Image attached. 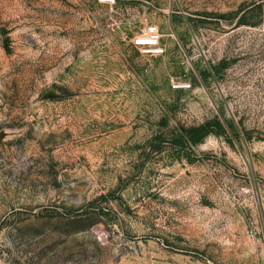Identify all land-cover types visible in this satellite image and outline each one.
Segmentation results:
<instances>
[{
    "label": "rangeland",
    "instance_id": "374dc122",
    "mask_svg": "<svg viewBox=\"0 0 264 264\" xmlns=\"http://www.w3.org/2000/svg\"><path fill=\"white\" fill-rule=\"evenodd\" d=\"M0 264H264V0H0Z\"/></svg>",
    "mask_w": 264,
    "mask_h": 264
},
{
    "label": "built area",
    "instance_id": "2783aa9c",
    "mask_svg": "<svg viewBox=\"0 0 264 264\" xmlns=\"http://www.w3.org/2000/svg\"><path fill=\"white\" fill-rule=\"evenodd\" d=\"M106 3L113 6L117 4V0H106ZM132 43L134 48L149 57L163 56L167 50L163 44V34L156 24L144 25L140 32L133 38ZM174 85L175 87H183L179 82H175Z\"/></svg>",
    "mask_w": 264,
    "mask_h": 264
},
{
    "label": "trees",
    "instance_id": "16d2710c",
    "mask_svg": "<svg viewBox=\"0 0 264 264\" xmlns=\"http://www.w3.org/2000/svg\"><path fill=\"white\" fill-rule=\"evenodd\" d=\"M196 134H198L197 131L194 132V134H192V137H194ZM196 139V138H195Z\"/></svg>",
    "mask_w": 264,
    "mask_h": 264
}]
</instances>
